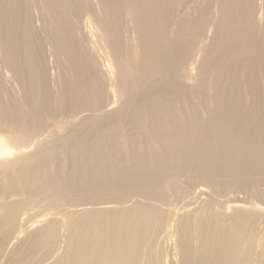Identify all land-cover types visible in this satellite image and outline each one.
<instances>
[{"label":"bare ground","instance_id":"obj_1","mask_svg":"<svg viewBox=\"0 0 264 264\" xmlns=\"http://www.w3.org/2000/svg\"><path fill=\"white\" fill-rule=\"evenodd\" d=\"M0 264H264V0H0Z\"/></svg>","mask_w":264,"mask_h":264}]
</instances>
